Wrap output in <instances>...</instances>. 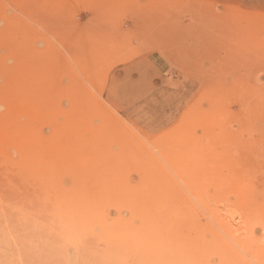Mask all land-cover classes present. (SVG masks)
<instances>
[{
  "label": "rangeland",
  "instance_id": "1",
  "mask_svg": "<svg viewBox=\"0 0 264 264\" xmlns=\"http://www.w3.org/2000/svg\"><path fill=\"white\" fill-rule=\"evenodd\" d=\"M175 154H184L181 169ZM146 165L181 187L189 168L199 178L220 171L230 185L216 205L244 207L230 233L249 237L237 253L264 263L251 253L264 247V0H0V264L46 256L26 247L29 230L12 236L28 225L18 214L35 184L68 189L121 175L118 183L137 186ZM117 210L128 214L104 209L111 219Z\"/></svg>",
  "mask_w": 264,
  "mask_h": 264
},
{
  "label": "bare ground",
  "instance_id": "2",
  "mask_svg": "<svg viewBox=\"0 0 264 264\" xmlns=\"http://www.w3.org/2000/svg\"><path fill=\"white\" fill-rule=\"evenodd\" d=\"M70 122L73 123L74 121L70 120ZM192 134L190 135L191 138H193ZM187 136L189 137V134H187ZM216 137L218 136L215 135L214 138ZM162 147L167 148L166 146H162ZM199 147H200V143H199ZM35 151L33 149V152ZM43 151H45V148ZM59 151H61L62 153V149ZM41 153L42 151L40 152V154ZM211 153L212 152H210V156ZM40 154L39 157L36 156L35 158L42 159L41 157L43 153L41 155ZM59 154L60 153H58V156ZM183 155L184 154H181L182 157ZM173 156L172 155L170 156V154H168L170 161H171V157L172 159H175V157ZM181 156L180 154L179 156H177V158L180 157V161L178 159L180 165L178 166L180 167L182 165L183 168L184 157L181 158ZM186 157L188 158V156ZM189 157L191 158L190 155ZM68 158H70V156ZM148 159L150 158L148 157ZM56 160L58 159H56L55 157V162H54L55 165L59 164L58 167H61L60 164L62 165L63 163L62 166L65 167L64 163L66 162V160L61 159L58 160V162ZM181 160L183 163H181ZM59 161H61L62 163H60ZM42 163H43V167L41 168L42 169L45 168V172H46L47 171L46 168L48 167V165L47 167L45 165L48 163L45 164V161L44 162L42 161ZM38 164L40 165L41 163L39 162ZM37 165L34 166L35 167L34 169L36 170L35 171L36 174L34 172L33 173L35 174V176L36 175L40 176L41 174L39 172H41L42 170L39 167H37ZM25 166L26 165H24V167ZM36 168H39L40 171ZM111 168L114 167H110V170ZM146 168H148L149 170V166L145 167V169ZM175 168L176 166L172 169L175 170ZM64 169H66V167ZM108 169H105L106 173L108 172ZM153 169L154 172L150 170L152 171L151 174H149L150 171H147V169L145 170L147 172L141 170V172L143 171L144 173V175L143 173L142 175L148 178H144V179L142 178L144 181H141L142 183H138L139 185L137 186H131L126 182L125 184L124 179H123L124 184L123 183L120 184V182L118 183V178L121 175L118 176L117 182L114 184H110L109 180H106L103 183V181H101L102 178L98 179L99 181H101L99 184L98 183L99 181L95 182V180H97L96 177H95L96 179L94 180L95 183L92 180L91 183L90 177H92L93 174L90 177L88 175V180L90 181V183L82 184L84 181L80 182V180L78 181L77 179L79 184H72V186L71 187L69 186L68 189H66L67 187L65 189L59 188L58 184H46V183L35 184L34 186H38L36 188H39L41 194L39 190L37 193L32 192L31 198L25 203L27 205L26 207H28V209H26V213L23 212L22 215L21 214L22 210H19V214H18V217H22V218L25 217V219L28 220L27 221L28 225L24 224L26 228L24 229L23 232H21V227H24V225L21 226L18 225L19 228H17L18 226L13 227L14 232H16L17 230L18 231L16 232V234H12L13 232L11 234L12 236L19 235L18 239H20L21 241L22 238H20V236L23 233H27V237H28V233L30 231L31 234L30 240L26 241L25 244L26 247H28L29 249L30 248L34 249L35 247L38 246V249L46 253L45 258H43L44 260L43 261L42 259L40 260L41 264H244L246 260L242 259V257L240 258L239 253L242 252L239 251V249H241L240 248L241 246H244L243 248H246L245 245L248 242L249 237L245 235L244 231H243L244 233L242 232L244 235L239 234V237H236L235 232L234 234H230L231 232L233 233V231H235V228H233L235 227L233 226L235 224H233V222L236 221L237 219L236 214H238V216L242 220L240 214H242V211H244V207L243 206L239 207L240 206L238 204L239 202L230 203L229 207L227 208H223V206L219 208L216 205L218 200L221 198L222 192H224L223 185L224 187L226 185V188L230 185V184L219 183L220 182L219 179H221L222 177V175L220 176V171L218 172L215 169L216 170L215 173V170H211L214 171L215 173L214 174L209 169L203 170V172L201 171L203 173L202 174L203 177L200 175L201 178H199V175L191 177V174L197 175V173H194V170L192 172V170H190L191 168H189L187 174H189L190 177L187 180L186 179L187 175L185 174L186 175L185 179L187 181L184 182L183 180L185 184L184 187H181L179 184H174V183L166 184L168 179L166 180L167 173L165 172V170L164 172L166 173V175L164 174L165 175L164 177V175L162 176V174H160L162 173L163 169H161L162 170L161 172L158 169V172L160 173H158L156 171L157 169L155 170L154 167ZM203 169L205 168L203 167ZM182 170L180 172L183 175L184 172L182 173ZM201 172H198V174H201ZM206 172L207 173L211 172L208 173V175L210 174L213 176L208 178ZM106 173L103 174L106 175ZM155 173H157L158 176L161 175L162 177H164L165 178L164 180H166V182H164V180L161 181V179H159ZM145 174L148 175L146 176ZM153 174L159 179L157 180L158 182L161 181L160 182L161 184L154 183L155 176ZM230 174L232 175V173ZM215 175L217 177L218 183L216 181L213 182L214 180L211 181V178L212 179L216 178L214 177ZM101 176L102 175L100 174V177ZM36 177L33 176V178ZM193 177L194 180L191 181ZM204 177L208 178V181L206 178V182L210 181L209 184L203 182L200 183L202 180H205ZM226 177L225 179H227ZM198 179L200 182L198 181ZM120 180L121 179L119 178V181ZM110 181L112 182V180ZM188 181H190L191 184H187ZM197 181L200 184L196 183ZM21 183L22 181L19 184ZM210 186L213 187L212 192H209L208 190V188H212ZM51 191H55L57 196L50 197L48 193ZM188 191L190 193H188ZM189 194H191L193 199L190 198ZM211 202L215 206L212 205ZM110 204H113L117 207L120 206V209L126 208L127 211L125 212H127L128 214L122 215L119 212V211H123L124 209L117 210L118 212L117 216L115 215L113 219H111L110 217L108 218L107 213H105L104 209L106 206ZM195 204H200V206L197 207ZM22 205L23 203H21V206ZM201 205L202 207L203 206L205 207L203 208L205 210L204 214L206 213V216L203 214V208L202 210L200 208ZM109 214H111V212ZM206 217H209V219H213V222L215 220L216 227L215 225H213L214 227L211 226L212 228H210V225L212 224L208 222L209 219ZM243 217H245L247 222L253 221L250 220L246 215L245 216L243 215ZM217 224L219 228L222 230V232L223 231L225 232L227 237L229 234L230 237L231 236L234 237L233 235H235V238H231V240L234 239V242L228 241V242H232L231 243L232 245L226 242L227 237L225 234H224L225 235L224 238L223 239L221 238L222 241L218 238L219 236L221 237V234L220 232L218 234L217 231L215 230V228L218 229ZM41 225L44 227L41 228ZM15 228L17 229L15 230ZM225 239L226 241H224ZM233 243L236 246L237 245L239 246L237 250L236 247L233 245ZM21 245H23V243ZM261 247H263L262 244ZM258 248H259L258 250H255V248L252 249L251 253L257 252L260 256V259L264 260V247L263 248L258 247ZM246 249H244L245 253L247 251ZM237 251L239 253H237ZM243 253L241 254L242 256ZM13 255L14 253H12V257ZM215 255L219 257L218 261L214 260L213 257ZM237 255H239V257ZM254 255L255 254H253V256ZM18 258L19 257L17 256V259ZM34 259L32 258V260ZM248 261L249 260H247V263ZM38 262L39 261H37V263ZM24 263L26 264V262ZM248 264H251V262Z\"/></svg>",
  "mask_w": 264,
  "mask_h": 264
}]
</instances>
